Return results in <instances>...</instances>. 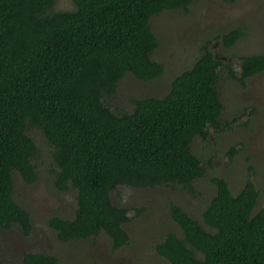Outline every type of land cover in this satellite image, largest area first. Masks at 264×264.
Returning <instances> with one entry per match:
<instances>
[{
    "label": "trees",
    "instance_id": "obj_1",
    "mask_svg": "<svg viewBox=\"0 0 264 264\" xmlns=\"http://www.w3.org/2000/svg\"><path fill=\"white\" fill-rule=\"evenodd\" d=\"M0 0V230L14 224L31 235L30 213L14 198L13 172L38 180L40 131L53 147L54 184L77 191L74 218L53 215L62 241L96 238L104 232L119 249L130 242L124 224L129 209L113 202L120 185L167 186L194 192L206 173L192 145L223 131L219 83L223 76L245 85L264 72V54L237 56L240 70L210 48L177 75L163 97H136L131 112L109 100L132 73L143 81L164 74L153 58L159 40L151 18L167 10L188 11L195 0ZM243 36L240 27L217 35L227 48ZM242 147L232 146L230 159ZM217 192L203 221L171 203L181 233L168 232L155 245L171 264H264V210L254 212L261 191L252 180L234 192L214 177ZM55 255L26 252L22 264H57ZM0 264H8L0 254Z\"/></svg>",
    "mask_w": 264,
    "mask_h": 264
},
{
    "label": "rangeland",
    "instance_id": "obj_2",
    "mask_svg": "<svg viewBox=\"0 0 264 264\" xmlns=\"http://www.w3.org/2000/svg\"><path fill=\"white\" fill-rule=\"evenodd\" d=\"M72 0H56L55 9L70 10ZM159 47L153 58L164 64V74L143 81L128 73L120 82L115 97L109 100L113 108L131 112L136 97H163L173 79L192 66L201 55L202 46L210 48L224 62L240 70L237 56L264 54V0H195L188 11L167 10L151 18ZM240 27L243 36L225 47L217 35ZM219 91L224 111L220 117L223 131L209 130L208 141L196 139L192 145L206 169L194 182V192L161 186L134 188L120 185L112 192L113 202L129 209L131 220L124 224L130 242L113 248L106 233L96 238L62 241L49 219L53 215L74 218L77 191L59 190L54 184L53 147L43 134L33 129L39 154L35 159L38 180L27 183L21 174L13 172L14 198L32 219L31 235L26 236L19 225L0 230V254L8 264H22L26 252L55 255L57 264H171L158 254L155 245L168 232L180 234V226L172 219L170 204L181 206L190 216L203 221L202 214L217 192L214 177L226 179L238 192L247 180L261 191L254 212L264 210V72L251 77L245 85L223 76ZM232 146L242 149L233 159Z\"/></svg>",
    "mask_w": 264,
    "mask_h": 264
}]
</instances>
